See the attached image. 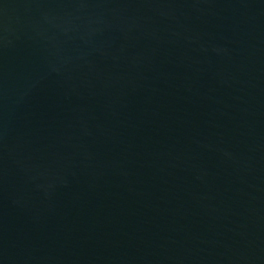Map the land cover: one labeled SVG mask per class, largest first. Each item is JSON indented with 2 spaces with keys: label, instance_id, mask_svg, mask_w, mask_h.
I'll use <instances>...</instances> for the list:
<instances>
[{
  "label": "water",
  "instance_id": "95a60500",
  "mask_svg": "<svg viewBox=\"0 0 264 264\" xmlns=\"http://www.w3.org/2000/svg\"><path fill=\"white\" fill-rule=\"evenodd\" d=\"M0 264H264V0H0Z\"/></svg>",
  "mask_w": 264,
  "mask_h": 264
}]
</instances>
